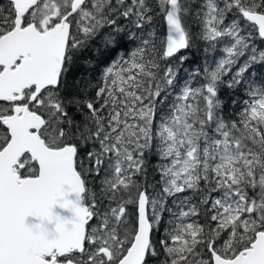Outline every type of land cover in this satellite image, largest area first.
<instances>
[{
  "label": "snow or ice",
  "instance_id": "6c2138e0",
  "mask_svg": "<svg viewBox=\"0 0 264 264\" xmlns=\"http://www.w3.org/2000/svg\"><path fill=\"white\" fill-rule=\"evenodd\" d=\"M258 44L264 0H0V264H264Z\"/></svg>",
  "mask_w": 264,
  "mask_h": 264
},
{
  "label": "trees",
  "instance_id": "16d2710c",
  "mask_svg": "<svg viewBox=\"0 0 264 264\" xmlns=\"http://www.w3.org/2000/svg\"><path fill=\"white\" fill-rule=\"evenodd\" d=\"M156 11L158 12L159 9H156ZM153 25L156 31V35H157V47L159 48L161 46V41L164 40V22H163V18L162 15H154V21H153ZM193 27V26H192ZM193 30L196 31V29L193 27ZM126 43V48L130 49L132 47H134V44H127ZM207 43L206 46H200L198 44L197 48L192 49L191 52H184L182 54L187 55L189 57V61L187 63H184L183 65L180 66L178 72H185V73H189V69L190 68H197L199 67L198 64H200L201 61L205 60V57L209 58V54L205 53L203 51V49L205 47H207ZM125 49H119L117 52H113V53H108L105 54L104 57L99 58L100 60H102L103 62L99 63L98 65L95 64V62L92 65L86 66L83 64L82 61H78L77 65L73 68V77L74 78H98L99 77V73L102 70L103 67L106 66L107 63H110L111 60L113 58H115V56L119 53V52H123ZM94 55V53L92 54ZM91 58V57H89ZM170 63L175 64L177 63L176 61H170ZM163 62H161V67H162ZM194 65V66H192ZM254 74L257 77L260 76H264V67L261 66H257L254 70ZM158 162V160H153L150 163V166L152 164H156ZM153 168H150V173L151 170ZM158 178V176L156 177ZM89 187V185H88Z\"/></svg>",
  "mask_w": 264,
  "mask_h": 264
},
{
  "label": "rangeland",
  "instance_id": "374dc122",
  "mask_svg": "<svg viewBox=\"0 0 264 264\" xmlns=\"http://www.w3.org/2000/svg\"><path fill=\"white\" fill-rule=\"evenodd\" d=\"M195 29H196V31H198L199 30V28H198V26L196 25V24H193L192 25ZM200 46H206V42H204V41H200L199 42V47ZM258 46L259 47H264V45H259L258 44ZM198 47V48H199ZM223 47V45H218L217 46V49L215 50V51H209L208 52V54H209V60H212V59H214V58H219V56L222 54L221 52H220V48H222ZM204 61L205 60H203V61H201L200 62V64H198V66L201 68V70H202V67H203V64H204ZM165 65H164V63L162 64V68L164 67ZM192 66H194V65H192ZM195 68H190L189 69V72H192L193 70H194ZM178 76L180 77V80L178 81V83H180V84H182L183 83V81L184 80H186V79H188V73H185V72H178ZM195 86V85H194ZM171 91V90H170ZM153 160H158V158H156V157H154V156H150L149 157V159H148V167H149V169L150 168H154V167H156L157 165H158V163H159V161L156 163V164H152L151 166H150V163H151V161H153ZM151 174V173H150ZM158 176V175H157ZM159 178V177H158ZM157 178V179H158ZM88 185H89V188L91 189V190H93V191H95L96 190V185L92 182V178L91 177H89V183H88ZM130 207V210H131V206H129ZM94 226V225H93ZM205 258H207V256L205 257Z\"/></svg>",
  "mask_w": 264,
  "mask_h": 264
},
{
  "label": "water",
  "instance_id": "95a60500",
  "mask_svg": "<svg viewBox=\"0 0 264 264\" xmlns=\"http://www.w3.org/2000/svg\"><path fill=\"white\" fill-rule=\"evenodd\" d=\"M164 39H166V35H167V25H166V21H164ZM64 215H70L69 213H62Z\"/></svg>",
  "mask_w": 264,
  "mask_h": 264
}]
</instances>
